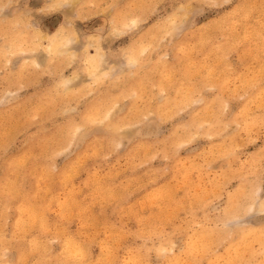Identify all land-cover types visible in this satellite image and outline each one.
I'll return each instance as SVG.
<instances>
[{
    "label": "rangeland",
    "instance_id": "obj_1",
    "mask_svg": "<svg viewBox=\"0 0 264 264\" xmlns=\"http://www.w3.org/2000/svg\"><path fill=\"white\" fill-rule=\"evenodd\" d=\"M262 180L264 0H0V264H264Z\"/></svg>",
    "mask_w": 264,
    "mask_h": 264
},
{
    "label": "snow or ice",
    "instance_id": "obj_2",
    "mask_svg": "<svg viewBox=\"0 0 264 264\" xmlns=\"http://www.w3.org/2000/svg\"><path fill=\"white\" fill-rule=\"evenodd\" d=\"M44 9H41L43 11ZM259 207L262 214H264V180L261 181V191L260 197L257 201V194L255 190L251 193L250 201L248 204L244 206V213L247 214L248 212L253 211L256 207ZM68 264H78L76 260H69Z\"/></svg>",
    "mask_w": 264,
    "mask_h": 264
},
{
    "label": "bare ground",
    "instance_id": "obj_3",
    "mask_svg": "<svg viewBox=\"0 0 264 264\" xmlns=\"http://www.w3.org/2000/svg\"><path fill=\"white\" fill-rule=\"evenodd\" d=\"M57 52H64V50H63V49H60V48H58V49H57Z\"/></svg>",
    "mask_w": 264,
    "mask_h": 264
}]
</instances>
